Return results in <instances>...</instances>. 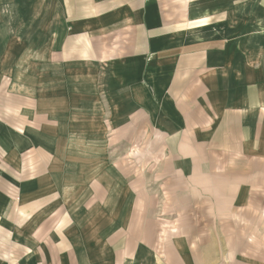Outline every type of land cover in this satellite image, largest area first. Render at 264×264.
<instances>
[{"label": "crops", "instance_id": "crops-1", "mask_svg": "<svg viewBox=\"0 0 264 264\" xmlns=\"http://www.w3.org/2000/svg\"><path fill=\"white\" fill-rule=\"evenodd\" d=\"M209 154L264 155V0H0V264H213Z\"/></svg>", "mask_w": 264, "mask_h": 264}, {"label": "rangeland", "instance_id": "rangeland-1", "mask_svg": "<svg viewBox=\"0 0 264 264\" xmlns=\"http://www.w3.org/2000/svg\"><path fill=\"white\" fill-rule=\"evenodd\" d=\"M201 159L207 181L217 191L216 227L206 235L216 242L212 263L264 264V155L209 154ZM221 174L227 177L214 179Z\"/></svg>", "mask_w": 264, "mask_h": 264}]
</instances>
